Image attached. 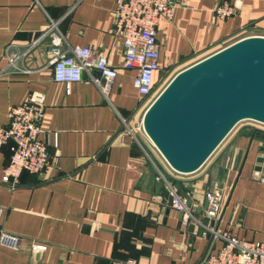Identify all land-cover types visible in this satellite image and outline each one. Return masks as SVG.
<instances>
[{
  "label": "crops",
  "instance_id": "0c3cea01",
  "mask_svg": "<svg viewBox=\"0 0 264 264\" xmlns=\"http://www.w3.org/2000/svg\"><path fill=\"white\" fill-rule=\"evenodd\" d=\"M223 1L233 12L220 17L215 7ZM114 4L0 0V126L7 125L11 105L30 91L43 92L39 137L54 159L39 172L21 170L10 185L2 180L10 141L0 147V230L17 238L14 247L0 243V264L198 263L221 240L180 222L163 184L154 179L152 161L178 183L198 216L204 213V193L212 182L220 183L223 202L214 227L264 243V182L253 174L264 172V126L234 127L187 173L172 169L135 132L138 143L126 127L141 118L149 101L143 102L132 85L135 68L122 65L121 39L112 31ZM171 4V14L155 25L159 68L153 86L165 67L179 70L239 37L264 35V0ZM49 18L63 35L62 46L88 45L116 69L106 97L85 72L68 86L52 79L45 33ZM31 243L46 248L34 253Z\"/></svg>",
  "mask_w": 264,
  "mask_h": 264
},
{
  "label": "built area",
  "instance_id": "2783aa9c",
  "mask_svg": "<svg viewBox=\"0 0 264 264\" xmlns=\"http://www.w3.org/2000/svg\"><path fill=\"white\" fill-rule=\"evenodd\" d=\"M171 10V0H115L112 31L121 39L122 65L135 68L132 85L143 102H150L156 95H153L152 79L154 71L159 68L155 25L161 16H169ZM215 12L218 16L224 17L233 12V6L223 1L216 5ZM45 33L49 36L47 51L52 79L68 86L70 82L80 80L82 72H85L86 80L93 82L106 97L111 81L116 75V69L107 64L105 57L88 45L62 46L63 35L52 18L48 19ZM93 70L96 73H93ZM43 107L44 93L30 91L25 99L9 107L7 125L0 126V147L10 141V157L2 174V180L10 185L17 182L21 170L35 173L54 163L45 141L39 137ZM121 121L125 125L123 118ZM126 129L138 143L139 139L135 132L142 133L157 150L145 133L141 118L133 127ZM157 152L159 153L158 150ZM144 153L151 159L145 151ZM160 156L162 157L161 154ZM152 163L155 169L154 179L163 184L170 200V207L180 214V222L200 229L201 235L205 237L221 240V245L216 250L207 251L196 264H264L263 242L219 232L214 227V221L223 202V189L220 183L212 182L204 193L206 206L203 216H198L195 214L194 204H188L186 196L178 193L173 181L153 161ZM253 174L264 182V172L254 170ZM202 219L206 222H202ZM0 243L14 247L17 245V238L0 230ZM45 248L43 244H30V251L34 253L44 251ZM110 264H133V261L114 260Z\"/></svg>",
  "mask_w": 264,
  "mask_h": 264
},
{
  "label": "water",
  "instance_id": "95a60500",
  "mask_svg": "<svg viewBox=\"0 0 264 264\" xmlns=\"http://www.w3.org/2000/svg\"><path fill=\"white\" fill-rule=\"evenodd\" d=\"M244 118L264 123L261 34L239 37L177 70L147 104L141 122L168 165L187 173ZM174 185L185 196L176 181Z\"/></svg>",
  "mask_w": 264,
  "mask_h": 264
},
{
  "label": "rangeland",
  "instance_id": "374dc122",
  "mask_svg": "<svg viewBox=\"0 0 264 264\" xmlns=\"http://www.w3.org/2000/svg\"><path fill=\"white\" fill-rule=\"evenodd\" d=\"M177 70H178V67H176L175 65H172V66H170L168 68L165 67L164 70L160 71V75L157 77V80H156V82L154 84V90H153L154 92H153V95H155V94H157L159 92V90L165 85V83L170 79V77ZM241 123H254L256 125L264 126V123L258 122V121L253 120V119L244 118V119L238 120L231 127V129H233L234 127L240 125ZM250 125H252V124H250ZM231 129L229 131H231ZM229 131L226 133V135L229 133ZM226 135L221 139V141L217 144V146L212 150V152L209 155H212L217 150V148L219 147V145H221V143L225 140ZM151 147H152V149H154L157 152V150L153 146H151Z\"/></svg>",
  "mask_w": 264,
  "mask_h": 264
}]
</instances>
